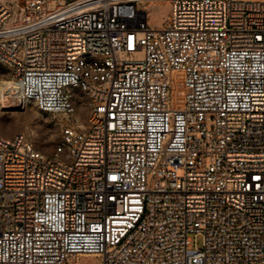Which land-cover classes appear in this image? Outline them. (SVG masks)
<instances>
[{
  "label": "built area",
  "instance_id": "obj_1",
  "mask_svg": "<svg viewBox=\"0 0 264 264\" xmlns=\"http://www.w3.org/2000/svg\"><path fill=\"white\" fill-rule=\"evenodd\" d=\"M157 1H0L5 90L63 116L0 135V264H264V0Z\"/></svg>",
  "mask_w": 264,
  "mask_h": 264
},
{
  "label": "rangeland",
  "instance_id": "obj_2",
  "mask_svg": "<svg viewBox=\"0 0 264 264\" xmlns=\"http://www.w3.org/2000/svg\"><path fill=\"white\" fill-rule=\"evenodd\" d=\"M0 1L10 6L16 14L22 12L25 4V0ZM148 11L149 24L162 27L171 17L172 4L165 0L157 1L148 6ZM10 77L11 70L0 62V94L2 83L8 81ZM62 124V115L42 111L33 103L28 104L22 110L15 108L10 112L2 108L0 100V135L12 136L17 133H26L34 144L46 153L53 152L61 134ZM79 264H102V257L96 254H83L79 257Z\"/></svg>",
  "mask_w": 264,
  "mask_h": 264
},
{
  "label": "bare ground",
  "instance_id": "obj_3",
  "mask_svg": "<svg viewBox=\"0 0 264 264\" xmlns=\"http://www.w3.org/2000/svg\"><path fill=\"white\" fill-rule=\"evenodd\" d=\"M7 84L8 81L2 83L3 87L1 89V94H0L2 108L10 110V112L13 111L15 108H20L21 110L24 109L25 107L21 108L19 106L16 97L12 93L6 92L5 88L7 87Z\"/></svg>",
  "mask_w": 264,
  "mask_h": 264
}]
</instances>
